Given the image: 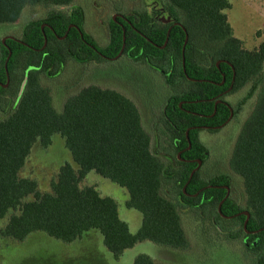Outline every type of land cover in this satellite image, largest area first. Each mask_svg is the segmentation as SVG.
Instances as JSON below:
<instances>
[{"label": "trees", "instance_id": "obj_1", "mask_svg": "<svg viewBox=\"0 0 264 264\" xmlns=\"http://www.w3.org/2000/svg\"><path fill=\"white\" fill-rule=\"evenodd\" d=\"M74 1L0 0V24L16 23L28 5L67 8L28 21L20 38L0 41V220L7 218L0 235L20 242L43 232L70 243L97 230L115 259L142 241L186 251L180 210L191 209L209 212L227 238L241 239L252 264H264V41L243 48L226 15L232 0H157L161 10L140 6L111 18L108 43L99 47L83 31ZM121 57L145 64L170 90L160 111L169 146L161 153L153 150L136 104L123 94L88 85L57 111L42 84L43 77L59 78L69 61ZM248 84L238 108L253 97L254 104L229 159L242 180L243 210L226 197L230 175L201 177L198 161L208 151L199 131L223 126L236 113L224 97ZM53 135L64 139L77 169L63 164L49 191L41 192L36 180L20 174L33 145L47 148ZM91 171L127 191L126 207L142 215L135 234L119 218L115 200L81 187ZM131 264L157 263L139 254Z\"/></svg>", "mask_w": 264, "mask_h": 264}, {"label": "rangeland", "instance_id": "obj_2", "mask_svg": "<svg viewBox=\"0 0 264 264\" xmlns=\"http://www.w3.org/2000/svg\"><path fill=\"white\" fill-rule=\"evenodd\" d=\"M74 5L82 13L83 31L99 47L108 43V21L117 14H132L140 6L146 7L149 12L161 10L157 0H75ZM115 7L120 8V12H116ZM54 10L67 11V8H53L43 4L24 7L16 23L0 24V41L7 36L20 38L23 26L28 21L44 19L48 12ZM226 15L235 37L242 42L245 50L256 49L264 41V0H232ZM165 19V16L160 18L162 22H166ZM42 79V84L51 90L57 111H61L69 95L88 85L113 89L123 94L139 109L143 126L152 138L153 150L161 153L163 149H168L169 138L161 122L160 111L170 90L145 64L134 63L125 57L86 65L69 61L59 78ZM249 89L250 84L235 93L226 94L224 99L236 113L223 126L215 130L205 128L199 131V139L208 151L198 168L201 177L207 179L214 174L230 175L232 181L228 194L243 210L245 194L242 180L230 171L229 159L240 129L254 104L253 97L238 108V103ZM65 163L77 169L65 147L64 139L60 135H53L47 148L39 143L33 145L20 175L36 180L39 190L48 192L51 180ZM84 186H93L102 197L115 200L119 218L127 224L130 233L138 231L142 215L126 207L129 195L124 188L93 171L81 182V187ZM31 199L29 197L27 200ZM180 214L189 241L186 251H174L142 241L115 259L105 248L102 235L97 230L85 232L80 239L70 243L53 239L43 232H32L20 242L0 235V264H131L139 254L148 255L157 264L253 263V257L241 239L227 238L225 232L216 228L209 212L181 209ZM6 222L7 218L1 219L0 228ZM235 229L238 230V227Z\"/></svg>", "mask_w": 264, "mask_h": 264}, {"label": "water", "instance_id": "obj_3", "mask_svg": "<svg viewBox=\"0 0 264 264\" xmlns=\"http://www.w3.org/2000/svg\"><path fill=\"white\" fill-rule=\"evenodd\" d=\"M113 18L115 19V16H114ZM231 115H232V114H231ZM199 165H200V161H198V167H199ZM228 193H229V190H228V188H227V195H226V197L228 196ZM244 215L246 216L247 219L249 218V214H248V212H244Z\"/></svg>", "mask_w": 264, "mask_h": 264}]
</instances>
